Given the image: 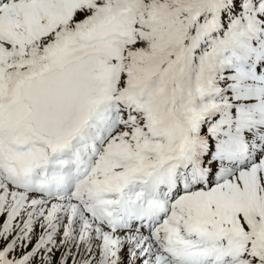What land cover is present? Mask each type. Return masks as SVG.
<instances>
[{
	"label": "snow or ice",
	"instance_id": "obj_1",
	"mask_svg": "<svg viewBox=\"0 0 264 264\" xmlns=\"http://www.w3.org/2000/svg\"><path fill=\"white\" fill-rule=\"evenodd\" d=\"M0 264H264V0H0Z\"/></svg>",
	"mask_w": 264,
	"mask_h": 264
}]
</instances>
